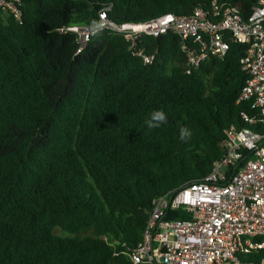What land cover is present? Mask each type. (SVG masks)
<instances>
[{
    "label": "trees",
    "instance_id": "16d2710c",
    "mask_svg": "<svg viewBox=\"0 0 264 264\" xmlns=\"http://www.w3.org/2000/svg\"><path fill=\"white\" fill-rule=\"evenodd\" d=\"M211 1L19 0L17 14L0 9V264H132L152 199L210 171L225 131L252 113L239 100L247 44L229 39L224 55L188 69L185 39L171 30L136 40L153 55L147 63L110 29L76 52L67 27L98 22L102 10L116 22L188 16ZM218 1L243 18L256 3ZM156 109L168 119L150 129Z\"/></svg>",
    "mask_w": 264,
    "mask_h": 264
},
{
    "label": "built area",
    "instance_id": "2783aa9c",
    "mask_svg": "<svg viewBox=\"0 0 264 264\" xmlns=\"http://www.w3.org/2000/svg\"><path fill=\"white\" fill-rule=\"evenodd\" d=\"M19 0H0V9L17 14ZM109 7L106 8L108 10ZM102 29L120 32L144 62L136 40L171 30L185 42L188 69L209 54L222 56L229 39L247 44L241 58L247 77L239 100L251 103L242 115L246 126L226 132L222 155L210 171L179 189L152 199L142 240L131 252L132 264H264V0H256L243 18L229 4L212 0L190 15L168 12L144 22H116L99 13ZM77 33L79 52L90 35L85 26H68ZM179 214V216L177 215Z\"/></svg>",
    "mask_w": 264,
    "mask_h": 264
},
{
    "label": "clouds",
    "instance_id": "9594fccd",
    "mask_svg": "<svg viewBox=\"0 0 264 264\" xmlns=\"http://www.w3.org/2000/svg\"><path fill=\"white\" fill-rule=\"evenodd\" d=\"M103 25L96 20H92L87 26L86 30L89 35H97L101 32ZM167 114L162 109H156L148 114L145 124L150 129L160 128L167 122ZM191 136V131L187 127H181L179 130V137L181 140H186Z\"/></svg>",
    "mask_w": 264,
    "mask_h": 264
},
{
    "label": "water",
    "instance_id": "95a60500",
    "mask_svg": "<svg viewBox=\"0 0 264 264\" xmlns=\"http://www.w3.org/2000/svg\"><path fill=\"white\" fill-rule=\"evenodd\" d=\"M43 138V135L42 134H37L35 135L31 141H30V145H29V149L33 148V147H36L39 143V141Z\"/></svg>",
    "mask_w": 264,
    "mask_h": 264
}]
</instances>
